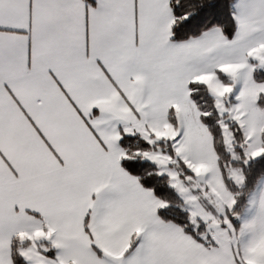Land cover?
<instances>
[{"label":"snow or ice","instance_id":"6c2138e0","mask_svg":"<svg viewBox=\"0 0 264 264\" xmlns=\"http://www.w3.org/2000/svg\"><path fill=\"white\" fill-rule=\"evenodd\" d=\"M0 264H264V0H0Z\"/></svg>","mask_w":264,"mask_h":264}]
</instances>
